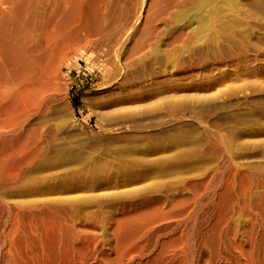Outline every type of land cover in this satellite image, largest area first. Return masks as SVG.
Segmentation results:
<instances>
[{"label":"bare ground","instance_id":"1","mask_svg":"<svg viewBox=\"0 0 264 264\" xmlns=\"http://www.w3.org/2000/svg\"><path fill=\"white\" fill-rule=\"evenodd\" d=\"M196 1L0 0V264H264V154L238 151L264 149V138L232 128L264 119V70L181 81L146 73L134 58L166 46L184 49L194 67L224 42L248 54L264 0L190 9ZM91 59L107 92L82 101L111 140L63 142L64 69ZM203 85L224 88L203 94ZM188 133L201 138L191 148L199 161L166 153ZM95 146L138 153L118 163L140 173L106 186L110 163L82 151Z\"/></svg>","mask_w":264,"mask_h":264},{"label":"rangeland","instance_id":"2","mask_svg":"<svg viewBox=\"0 0 264 264\" xmlns=\"http://www.w3.org/2000/svg\"><path fill=\"white\" fill-rule=\"evenodd\" d=\"M140 3L142 0H139ZM198 2L206 3L205 0H198L194 3V5H188L191 9L193 6L197 5ZM187 6V7H188ZM206 9H210V5H206ZM204 11V15H209V11ZM183 14L178 15L179 18H183ZM260 20V30L257 31V27L253 28L252 31V44L250 46H254L250 48L248 54L245 56L239 57L237 53L241 50L240 45L235 43L224 42L219 46H214L211 48L209 53L206 54L201 59H195L196 65L191 67L190 60L188 54L184 49H174L172 47L161 46L160 48L149 47L144 51L148 52V55L145 57H140L138 54L134 55L139 61L140 69H142L146 73H151L153 71L159 72L163 74L162 78H166L164 74H172L171 76L174 78H180L181 81H188L192 76L195 78V81H199L202 79L205 73H209L213 76H218L221 71H259L264 70V54H262V50L264 49V16L257 17ZM134 40L129 38L124 45V49H122L120 61L124 59L125 50L129 48L133 44ZM256 47V48H255ZM210 48V47H209ZM258 49L260 51L259 56L255 55V50ZM118 59V58H117ZM97 60L91 59L88 62H71L67 68H65V73L69 74L71 77L70 80V99L71 105L69 109V114H64L63 118L67 121V128L69 133H66L64 136L58 137L63 142L68 143H100L106 142L107 140H111L110 129L107 125V122L103 118H98L96 114L89 109V107L83 103L82 97L89 94L90 96H97L100 94H104L107 92V88H105L102 84L101 73L99 71ZM139 67V66H138ZM193 68V69H192ZM261 84L264 85V79H261ZM243 81H236L235 85H242ZM223 86H207L203 85L201 88H197L200 93L203 94H216L218 91L223 90ZM241 107L243 109L244 106ZM264 103L262 104V107ZM239 108V107H238ZM236 109V108H234ZM64 110V106H63ZM228 119V118H226ZM232 124L235 125L232 128L236 130L244 129L243 138L245 139H258L264 138V119L260 120L254 125H250L249 119L246 118H238L232 121ZM100 125L102 129L100 130ZM250 127V128H249ZM92 128L95 130L92 131ZM252 131V134H249ZM189 138L187 141L179 147H174L169 150H166V153H177V151H181L179 159L183 160L184 158H194L197 160L198 151L191 149L192 146L198 142H200L201 138L196 133H188ZM151 143V142H150ZM132 147V144H129L123 148ZM142 147V145H140ZM85 153H89L90 159L95 160H105L110 163L109 168H106L101 175H103V179L107 182L106 186L114 185L115 179L119 178L123 180L128 175H134L140 173V168L138 165L131 169H122L119 167L118 162L127 161L130 157H134V155H139L131 150H120L116 148L97 150L96 146L91 148H86L82 150ZM238 151L242 154L241 156H246V154H250L253 151L259 152L260 155L264 154V149L254 146L244 147L240 145ZM248 151V152H247ZM102 154L100 155V153ZM76 157V153L74 159ZM178 159V160H179ZM73 160V159H72ZM199 161V160H197ZM107 162V163H108ZM206 163H201V165ZM68 165H84V163L75 160L71 162L69 161ZM110 167H113L110 169ZM53 171V167L49 169ZM110 180V181H109Z\"/></svg>","mask_w":264,"mask_h":264}]
</instances>
